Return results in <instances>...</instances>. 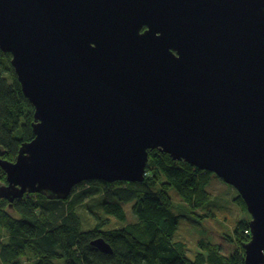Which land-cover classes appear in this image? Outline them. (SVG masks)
<instances>
[{"label": "water", "instance_id": "1", "mask_svg": "<svg viewBox=\"0 0 264 264\" xmlns=\"http://www.w3.org/2000/svg\"><path fill=\"white\" fill-rule=\"evenodd\" d=\"M0 49L34 106L0 199L142 182L158 149L239 193L264 264V0H0Z\"/></svg>", "mask_w": 264, "mask_h": 264}, {"label": "trees", "instance_id": "2", "mask_svg": "<svg viewBox=\"0 0 264 264\" xmlns=\"http://www.w3.org/2000/svg\"><path fill=\"white\" fill-rule=\"evenodd\" d=\"M10 59L0 49V158L14 161L21 144L34 137V106L24 96ZM145 173L142 182L83 181L66 199H49L40 193L25 194L11 204L0 199V264H22L21 258L32 264H55L54 260L62 264H244L240 251L226 255L221 247L208 243L200 244L204 250L189 257L184 243L175 240L180 217L213 216L195 211L209 201L205 189L213 173L173 160L158 149L148 151ZM0 183H6L1 166ZM170 188L183 207L175 206ZM93 196L103 198V212L92 213L95 224L83 229L76 206ZM234 201L247 210L239 193ZM123 204L131 205L134 222H125ZM110 217L123 224L109 227ZM249 232V223L241 219L234 229L239 244L250 239ZM100 237L111 246V253L91 244Z\"/></svg>", "mask_w": 264, "mask_h": 264}, {"label": "rangeland", "instance_id": "3", "mask_svg": "<svg viewBox=\"0 0 264 264\" xmlns=\"http://www.w3.org/2000/svg\"><path fill=\"white\" fill-rule=\"evenodd\" d=\"M154 187L158 189L157 186ZM205 190L209 195V201L206 205L197 208L195 211L198 214L212 212L213 216L199 218L193 214H187L186 211L182 212L183 210L177 212L179 214H187V217L179 218L175 240L184 243L185 251L189 257H194L199 251H203L204 249H201V245L208 243L221 247V252L226 255L240 251V253H243L244 260L243 244H239L237 241L234 229L241 222V219H245L249 223L251 216L247 210L244 211L234 201L238 192L215 174L210 177ZM168 192L175 206L177 208L183 207L176 191L170 188ZM103 201L101 196H93L85 199L83 204L76 206V210L82 220L83 229H88L95 224L92 213L101 214L103 212ZM123 208L126 217L125 222H134L135 218L132 214L131 205L123 204ZM104 216L105 214H103ZM110 218L112 222L109 227L121 226L123 224L115 221L113 217ZM54 262L55 264H62V260H54ZM21 263L32 264V262L24 258H21Z\"/></svg>", "mask_w": 264, "mask_h": 264}]
</instances>
